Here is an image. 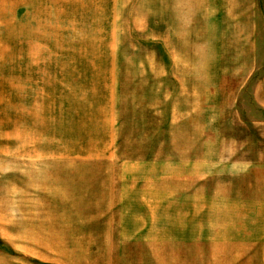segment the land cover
<instances>
[{"label": "rangeland", "instance_id": "1", "mask_svg": "<svg viewBox=\"0 0 264 264\" xmlns=\"http://www.w3.org/2000/svg\"><path fill=\"white\" fill-rule=\"evenodd\" d=\"M6 1L0 264H264V0Z\"/></svg>", "mask_w": 264, "mask_h": 264}, {"label": "crops", "instance_id": "2", "mask_svg": "<svg viewBox=\"0 0 264 264\" xmlns=\"http://www.w3.org/2000/svg\"><path fill=\"white\" fill-rule=\"evenodd\" d=\"M0 1H6V0H0ZM124 0H106V8L105 11H107V8L109 7V12H108V18L111 21L112 20V14H116L114 10H117L119 8H123V5H119L118 2ZM8 8L12 9H25L28 12V9H36L37 12L42 14V12L39 11L42 10L43 8V3H46V8H49V14H52L55 16V18H59L63 20V18H66L71 12H76L79 11L80 9L88 8V10L93 9L95 7L94 1L93 0H29L28 2H24L22 0H8ZM116 4L114 5V3ZM50 4V5H49ZM0 8H3L2 5H0ZM71 9V10H69ZM114 9V10H113ZM75 10V11H74ZM21 11V10H20ZM66 14H63V12ZM106 13V12H105ZM68 14V15H67ZM42 16V15H41ZM39 24L40 32H33V30H30L28 33L31 35L27 37V40H43L45 37H43V27L48 28V23H42L39 20V23H37V26ZM31 29V28H30Z\"/></svg>", "mask_w": 264, "mask_h": 264}, {"label": "bare ground", "instance_id": "3", "mask_svg": "<svg viewBox=\"0 0 264 264\" xmlns=\"http://www.w3.org/2000/svg\"><path fill=\"white\" fill-rule=\"evenodd\" d=\"M203 193V192H202ZM201 193V194H202ZM194 195V194H193ZM197 196V195H196ZM202 196V195H201ZM212 198V197H211ZM199 199V198H198ZM202 199H203V197H202ZM200 202H201V199L199 200ZM213 201H215V199L213 200ZM193 202V201H192ZM171 204V203H170ZM217 204V203H216ZM169 205V204H168ZM212 205V204H211ZM216 206V205H215ZM210 207V206H209ZM216 208V207H215ZM196 209V208H195ZM222 209V208H221ZM208 210V209H207ZM216 210V209H215ZM210 211H212V210H210ZM210 211H208V212H210ZM213 211H214V209H213ZM217 211V210H216ZM212 213V212H211ZM208 215V214H207ZM209 218V217H208ZM202 220V219H201ZM213 222V221H212ZM208 223V222H207ZM216 224V223H215ZM214 225V224H213ZM212 225V226H213ZM211 226V227H212ZM219 238V237H218ZM208 239V238H207ZM206 240V239H205ZM218 241V240H217ZM214 244V243H213ZM209 246V245H208ZM214 246H215V244H214ZM218 246V245H217ZM213 248V247H212ZM212 252V251H211ZM215 253V252H214ZM216 254V253H215ZM212 256V255H211ZM213 257V256H212ZM218 257V256H217ZM208 258V257H207ZM207 258H205V259H207ZM216 259V258H215ZM210 260V259H209Z\"/></svg>", "mask_w": 264, "mask_h": 264}]
</instances>
